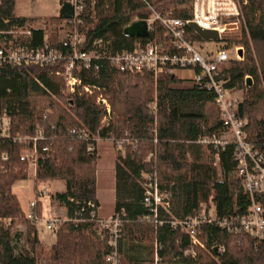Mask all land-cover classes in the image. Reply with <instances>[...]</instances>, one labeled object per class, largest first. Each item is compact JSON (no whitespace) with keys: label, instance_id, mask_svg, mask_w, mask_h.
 <instances>
[{"label":"trees","instance_id":"16d2710c","mask_svg":"<svg viewBox=\"0 0 264 264\" xmlns=\"http://www.w3.org/2000/svg\"><path fill=\"white\" fill-rule=\"evenodd\" d=\"M191 1L85 0L79 25L85 35L81 48L87 50L102 39L109 41L112 52L132 49L137 41L163 43L173 51L164 27L157 21L151 23L146 38L126 36L123 28L134 20L150 18L153 12L166 14L169 8L172 16L187 19L189 11L177 6ZM71 15V7L64 3L58 16L47 18L64 25ZM40 19L16 15L14 0H0V29L29 26ZM253 24L264 26V0H246L243 4L242 38L230 39L229 45L241 43L244 57L226 62L220 75L228 80V88L243 91L237 115L245 120L246 140L264 154V33L255 38ZM51 30L49 42L61 47L57 29ZM43 35L41 28H32L31 42L41 44ZM191 39L199 37L192 34ZM52 69L39 65L0 69V109L5 107L11 113L9 137L0 140V264H39V257L46 264H107L109 248L105 240L93 236L91 223L74 221L80 205L95 200L96 155L88 153V141L71 136L70 129L98 132L102 138L115 139L126 133L134 140L124 147V154H117L114 164L113 212L122 219L121 264H142L143 249L147 258H151L154 239L162 244L159 250L162 264H215L206 249L195 248L197 261L185 256L183 251L189 246L185 234L146 220L150 212L142 187L146 175H155L159 188L171 194V213L176 217L196 213L203 203H212L217 216L246 212L249 198L233 174L232 148L227 146L219 152L224 175L220 179L216 168L203 161L204 148L212 154L213 149L197 142L199 137L221 129L217 118L210 121L205 114V105L213 103V92L193 79H180L175 73L154 80L149 72H122L104 64L97 72L82 73L84 82L97 86L98 90L92 95L66 96L61 92L60 79L50 73ZM34 77L53 95L41 89ZM246 77L252 80L250 86L245 84ZM99 93L110 103L112 117L107 127H100L103 109L96 102ZM154 99L155 113L149 108ZM36 125L43 128L48 140L38 143V160L32 176L34 189L39 182L63 181L64 190L54 197L68 217L58 227L55 242L49 248L41 245L35 220L26 217L12 190L17 181L28 177L29 167V162L21 160L20 155L30 143H20L17 138L33 135ZM37 214L35 209V218ZM16 222L24 226V231L13 232ZM21 233L24 237L19 245ZM199 237L207 249L214 244L225 247L224 264L263 263L264 237L228 234L214 226H204Z\"/></svg>","mask_w":264,"mask_h":264},{"label":"built area","instance_id":"2783aa9c","mask_svg":"<svg viewBox=\"0 0 264 264\" xmlns=\"http://www.w3.org/2000/svg\"><path fill=\"white\" fill-rule=\"evenodd\" d=\"M57 3L60 6L68 4L72 9L71 18L66 19L64 25L58 28L64 31V35L58 37L61 47L51 45L46 34L48 29L44 24L39 27L29 25L0 29V69L4 66L18 65L52 66L54 69L50 73L60 79L63 86L61 92L66 96L74 93L92 95L98 90L97 86L84 82L82 73L88 70L97 72L104 64L122 72H149L154 80L172 75L178 70L191 71L194 82L213 92V105L217 110V121L221 127L218 132L199 137L197 142L213 149L214 165H219L220 150L227 146L232 148L235 160L233 174L240 180L243 191L248 195L249 205L243 214L217 216L212 203L209 205L203 203L196 213L176 217L171 213V194L159 188L155 175H146L142 183L144 202L150 212L146 220L160 227L168 225L172 230L185 234L189 246L183 254L195 261L198 259L195 251L197 247L206 249L212 255L215 264H224L225 247L214 244L207 249L200 240L199 236L204 226L218 227L228 234L247 233L253 239L263 238L264 154L246 140L243 129L245 120L237 115L239 101L231 97L232 89L227 87L228 80L220 75L226 62L241 59V47L235 44L225 47L228 36L242 35V9L239 0H192L190 16L187 19L153 12L151 17L146 19L149 31L151 23L159 22L164 27L169 47L173 51H169L163 43L137 41L132 49L115 52L109 48V41L102 39L96 40L87 50L81 48L85 44V35L79 30V25L86 6L85 0H57ZM191 22L202 29L217 32L218 41H223V44L215 53H205L196 46L195 40L191 39L192 34L197 36L189 26ZM32 28H41L44 32L42 43L39 45L31 42ZM252 32L255 38H259L264 33V26L253 24ZM34 81L45 92L53 95L37 77H34ZM96 102L103 109L100 127H107L112 117L110 103L101 93L97 95ZM149 108L153 113L156 112L155 99L149 104ZM10 115L7 108L0 109V140L9 137L7 131ZM68 133L77 139L87 140L86 149L90 154L96 152L97 143L101 140H109L123 154L124 147L134 142L126 133L120 139L102 138L98 132L90 134L85 130L70 129ZM43 140H48V137L38 125L33 135L17 138L20 143L24 141L30 143L28 148L21 152L20 159L28 161L34 173L38 160V143ZM43 150L47 151V147H43ZM46 192L45 188L36 193L40 196ZM29 206L30 210L26 217L35 220L33 211L35 202L31 201ZM98 209L96 200L84 201L74 221L91 223L99 238L105 240L108 245L106 263L121 264L119 241L122 219L119 213L115 212L107 217H100ZM64 221L57 217L48 218L45 220L46 228L55 235ZM161 248L162 244L154 239L152 264H162L159 255Z\"/></svg>","mask_w":264,"mask_h":264},{"label":"rangeland","instance_id":"374dc122","mask_svg":"<svg viewBox=\"0 0 264 264\" xmlns=\"http://www.w3.org/2000/svg\"><path fill=\"white\" fill-rule=\"evenodd\" d=\"M241 9L243 4L246 3V0H239ZM15 13L18 15H31V16H47L51 15L56 9H57V0H15ZM190 8H191V2H187L181 5L177 6V9H184L188 10L190 14ZM242 11V10H241ZM172 8H169L166 11V14H172ZM40 23H43L46 28L49 30L51 29H58L60 28L61 24H57L54 20H51L50 18H41ZM236 36L230 35L226 39V45L227 47H231L233 44L229 45V40L234 38ZM238 39L242 38V35L240 37H236ZM196 46H199L201 50L205 53H215V51L220 47V45L223 44V41H218V40H203V39H197L195 40ZM240 48L241 50V59L242 60L244 57V46L239 43L235 44ZM175 75L180 78V79H192L193 73L189 70H178L175 72ZM155 83V81H154ZM247 86V85H246ZM233 97H236L238 101L242 99L243 96V91L241 89L239 90H234ZM205 114L207 118L210 121H213L217 118V113L215 110V107L213 103H208L205 105ZM97 149L99 153L98 161L96 163V167L99 171V177H98V199H99V204L100 207L98 209V212L100 215H108L111 214L114 211V190L112 186L113 182V175H114V160L117 156L118 153L123 154L122 152L119 151L118 148H116L115 145H113L109 140H101L97 143ZM96 155V153H95ZM96 157V156H95ZM203 161L206 163H210L214 168L217 170L218 177L220 179H223L224 175L222 173V170L220 168V165H214V157L213 154L210 152L209 149L204 148L203 150ZM95 167V168H96ZM33 168L31 166L28 167V177L26 179H23L22 181L26 182L27 185H23L21 183H16L13 185L12 190L14 194L17 197V200L20 204L21 209L23 210L24 214L26 215L28 211L30 210L29 203L31 201L35 202V206L33 208V211L37 209V217L35 219V225L36 229L38 231V236L40 238H44L45 235L54 238L55 235L51 233L47 228L45 224V220L49 218L52 214H55L54 209L52 210L51 208H48V204H50V199L55 198L54 195L56 193L55 190H57L60 187V182L57 181V179H54V181H57L56 183L58 186L54 188L53 184L50 181L46 182H39L37 184L36 190L34 189V184H33ZM229 174L228 176H230ZM47 189V192L43 195H37V191L39 190H44ZM53 203L54 201L51 200ZM7 223L10 221L7 219ZM14 227V233L16 231H24V226L16 222ZM91 233L93 236L96 238H99L97 235L95 229L91 228ZM23 233H21V242L19 245L23 243ZM100 239V238H99ZM152 248H153V242H152ZM133 252V250H132ZM140 257L142 260V264H152V257L147 258L145 255V251L143 249L140 250ZM153 254V251H152ZM149 259V260H147ZM151 259V261H150ZM146 260V261H144ZM38 263L39 264H46V261L44 258L39 257L38 258Z\"/></svg>","mask_w":264,"mask_h":264},{"label":"crops","instance_id":"0c3cea01","mask_svg":"<svg viewBox=\"0 0 264 264\" xmlns=\"http://www.w3.org/2000/svg\"><path fill=\"white\" fill-rule=\"evenodd\" d=\"M15 1V0H14ZM57 9L51 14V15H45V16H31V15H19V16H25V17H37V18H47V17H53V16H58V14H59V9H60V5L57 3ZM14 7H15V3H14ZM14 13H15V10H14ZM16 14V13H15ZM16 15H18V14H16ZM42 24L43 23H40V21H37V22H35L34 24H31L33 27H39V26H42ZM49 31H52V30H49ZM49 31L48 30H46V34L48 35L49 34ZM64 35V31H61V30H59V29H57V36L59 37H62ZM233 91L234 90H232V92H231V97H233L232 96V94H233ZM234 99H236V100H238L236 97H233ZM96 158H95V161L97 162L98 161V157H99V153H98V149H97V147H96ZM115 161V160H114ZM115 163V162H114ZM97 165H96V163H95V167H96ZM98 177H99V171H98V169H97V167H96V172H95V200H96V202L98 203V206L100 207V204H99V199H98ZM52 184H53V186H54V188L56 187V186H58V184L56 183L57 181L58 182H60V187L57 189V190H55L56 192H61V191H63L64 190V183H63V181H61V180H57V181H54V180H49ZM16 183H21V184H23V185H27V183L26 182H24V181H22V180H19V181H17ZM15 183V184H16ZM112 186H113V190H114V175H113V182H112ZM51 200H53L54 202L52 203L51 202ZM48 208H51L52 210L54 209V211H55V214H52L49 218H51V217H57V218H60V219H63V220H67L68 219V217H67V214H66V209L58 202V200L56 199V198H53V199H50V204H48ZM99 213V212H98ZM113 213V212H112ZM111 213V214H112ZM111 214H108V215H106V216H104V215H100L99 214V216L100 217H107V216H109V215H111ZM48 219V218H47ZM36 226V225H35ZM37 233H38V231H37ZM38 239H39V241H40V243H41V245L43 246V247H45V248H49L54 242H55V237L54 238H52V237H49V236H46L45 235V237L44 238H40L39 236H38Z\"/></svg>","mask_w":264,"mask_h":264},{"label":"water","instance_id":"95a60500","mask_svg":"<svg viewBox=\"0 0 264 264\" xmlns=\"http://www.w3.org/2000/svg\"><path fill=\"white\" fill-rule=\"evenodd\" d=\"M189 26L200 39L218 40V34L215 31L202 29L193 22L189 23ZM123 34L126 36L146 38L149 35L148 24L144 19L134 20L123 28ZM245 84L247 86L252 84L250 77H246Z\"/></svg>","mask_w":264,"mask_h":264}]
</instances>
